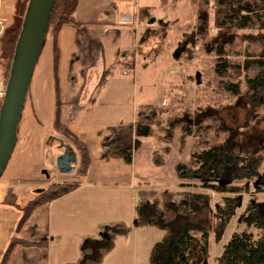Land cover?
<instances>
[{
	"label": "trees",
	"instance_id": "trees-1",
	"mask_svg": "<svg viewBox=\"0 0 264 264\" xmlns=\"http://www.w3.org/2000/svg\"><path fill=\"white\" fill-rule=\"evenodd\" d=\"M181 0H159L158 8L165 11H175ZM195 9L197 20L200 24H206L207 8H212L213 24L219 31H235L246 27L264 30V0H189ZM28 0H15L10 22L4 27L0 37V72L7 80L10 64L13 57L14 46L21 28L22 20ZM78 0H55L47 37H51V55L54 75L55 113L52 122L53 134L58 144L61 142L68 145L76 154L77 163L71 173L70 180H62L53 183L37 192L35 198L21 208L22 216L18 226L21 227L31 213L41 205L48 204L56 199L73 192L83 183L89 167V155L86 146L80 142L59 120V89L56 77L58 64V48L56 37L63 25L80 26L74 18V12ZM152 6H141L137 12V21H142L152 11ZM164 11V12H165ZM204 14V15H202ZM257 38V37H256ZM262 45L261 59H256L255 65L258 73L252 77H246L245 83L249 91L243 98L236 99L233 105L223 108L217 106H196L193 110H182L179 118L182 128L178 138V150H182L185 140L193 134V130H200L206 121H222V114H227L231 127L225 131L229 134L226 148L213 146L199 152H191L188 162L177 163L173 171L178 180V193L180 200L174 202L175 194L170 191H162L159 195L155 191H139L138 207L146 204L150 207L147 215L138 214L135 220L136 227H156L163 232L162 239L155 243L150 251L149 264H208L209 243L211 237V222L215 216L222 226L229 224L232 212L228 208L232 205L231 199H224L225 205L218 207L213 214L207 206L205 196L189 193L183 190L191 185V182H201L202 186L212 190H220L230 194L247 191L244 185L230 187L229 182L237 180L238 176L232 172L237 169H250L245 174L247 178L258 176V170L262 166L261 149L262 134H254L253 125L247 120L242 128L248 133L239 132L241 128L235 121V116L240 111L246 110V103L260 102L262 97L259 93L264 91V38H258ZM224 42H228L224 41ZM217 63L214 71L221 77L227 70L226 62L221 61L224 55L223 48L216 47ZM134 54L121 57L116 66L121 70H127L133 74ZM127 73V74H128ZM126 74V71H125ZM225 90L234 96L238 85L225 83ZM28 95V94H27ZM257 99V100H256ZM1 103V102H0ZM248 109V108H247ZM168 112L166 106H152L138 104L135 107L134 122L127 125H117L112 134L105 139L102 147L107 158L120 160L130 165L133 156L142 145V139L153 135L154 131L161 133L160 139L169 143L172 139V127L166 125L163 115ZM239 127V128H238ZM253 133L250 134V131ZM55 137L53 139H56ZM169 147H163L161 151L151 154L153 168L163 167L164 155L169 153ZM247 155H242L243 153ZM229 179H225V177ZM229 181L227 184L224 181ZM224 183V184H223ZM183 190V191H182ZM257 193V192H256ZM158 196V197H157ZM238 224L245 226L241 232H234L228 242L223 246L221 259L217 264H264V206L249 205L238 218ZM128 227L123 222L105 224L100 227L99 236L85 242L80 248V259L74 264H102L103 259L114 248L117 237L127 236ZM15 246H36L13 238L6 249L0 264H7L9 255ZM38 246L44 247L45 242Z\"/></svg>",
	"mask_w": 264,
	"mask_h": 264
},
{
	"label": "crops",
	"instance_id": "crops-1",
	"mask_svg": "<svg viewBox=\"0 0 264 264\" xmlns=\"http://www.w3.org/2000/svg\"><path fill=\"white\" fill-rule=\"evenodd\" d=\"M141 6L139 0H78L74 18L80 26L63 25L59 29L56 37L59 120L86 146L90 161L87 176L79 188L39 206L21 227L18 226L21 208L32 201L39 190L63 180L58 177L56 167L47 172L48 177L43 173L38 175L40 164L36 162L44 141L43 136L40 137L39 116L44 117L40 93L46 84L52 83L53 89L55 87L51 55V63L45 71L46 82L43 81L45 74H38L44 86L35 91V97L29 92L30 101L19 122L14 152L0 178V261L16 238L36 246H15L7 264H74L81 257V246L96 239L102 225L116 223L112 217L117 210L130 212L126 211V193L138 195L139 191L157 188L160 193L177 189L175 173L171 181L174 189L163 184L165 179L159 180L151 174L156 170L151 154L158 150L151 149L144 160L139 159L144 145L155 133L141 140L142 145L130 165L107 158L102 147L117 125L134 122L138 104H150L147 100L140 102L135 83L131 88L129 83L114 80L116 77L111 72L121 57L131 53L130 48L137 39L135 28ZM52 112L54 115L55 95ZM47 155L49 163L59 156L50 152ZM158 181L162 184L156 187ZM146 215L147 211L143 216ZM120 238L115 239L114 248L105 260L117 245L123 244ZM43 242L44 247L38 246Z\"/></svg>",
	"mask_w": 264,
	"mask_h": 264
},
{
	"label": "rangeland",
	"instance_id": "rangeland-1",
	"mask_svg": "<svg viewBox=\"0 0 264 264\" xmlns=\"http://www.w3.org/2000/svg\"><path fill=\"white\" fill-rule=\"evenodd\" d=\"M158 1L139 0L140 5L152 6L153 9L146 18L136 24L137 39L133 48H130L131 53L134 54L132 63L135 74H130L127 70H125V74V71H121L117 66L111 72L113 71L112 73L116 77L114 80L129 83L131 88L134 87V83L137 85V90L136 88L135 90L141 99L140 102L147 100L150 104H155L158 107H168V112L162 117L166 125L168 124L172 127V139L169 143L163 142L160 139L161 133L155 130L156 136L151 137L144 145L139 159L141 161L144 160L151 149L160 152L161 148L169 147V153L164 155L165 163L163 167L156 169L151 174L159 180L165 179L163 184L174 189L175 186L171 185V181L175 177L173 165L177 163L186 164L190 153L193 151L199 152L216 145L226 148L229 134L225 129L228 127L233 129L227 114H222V121L213 122L209 120L206 121L204 127L200 130H193V134L186 138L183 149L179 151L178 138L182 123L178 117L181 116L183 109L189 111L196 106H217L220 109L227 105H233L236 99L243 98L249 91L245 78H252L259 72L255 61L256 59H261L262 45L258 38H264V30L246 27L233 32L219 31L213 24V11L210 7L207 8L205 13L206 24L203 25L200 24L201 20H197V14L189 0H181L174 12L158 8ZM14 2L15 0H0L2 29L10 22ZM227 40V43L224 42ZM220 46L224 51L221 61L226 62L227 65V70L221 77L214 71L217 63L215 49ZM50 63L51 37H47L35 68L34 74L36 76L32 77L30 83L25 106L30 101L29 92L31 97H35V91L44 86L41 84L42 80L38 74L44 75ZM121 72H124L123 74L125 75ZM1 77L5 79L0 72ZM45 77L46 74L43 79L44 82H46ZM109 78L110 75L106 78L105 86L109 83ZM225 83L238 85L234 96L225 90ZM53 93L52 83L46 84L40 93L43 102L42 108H44V117L41 118L39 116L41 125L40 137L42 138L43 136L42 139L44 141L39 154L36 156V162L40 164L39 167L36 165L38 175L42 174L43 171L52 172L53 167H55L56 158L50 159L51 164L48 162L49 155L47 154L49 152L50 154L53 153V155L62 153L56 138L58 136L53 134L52 130L54 119V115H52ZM259 96L263 99L262 103L258 101L246 103L248 109L238 112L235 116L237 125L241 127L239 132L244 133L245 137L249 136L245 134L248 131L242 127L247 120H250L251 126L253 125L254 134L259 132L264 137V91L260 92ZM251 133H253L252 130L250 131ZM54 137L56 139H53ZM262 143V145H259L262 151V166L258 170V176L247 178L246 180L244 178L245 174L250 173V169L233 167L230 170L238 176V179L229 182L227 181L229 177H225L227 179L224 181L225 184L229 182L227 185H230V187L244 185L247 191L230 194L220 190L205 188L198 181L191 182L192 186L183 189L189 193L204 195L206 204L213 214L218 207L225 205L224 199L232 200V205L228 209L233 212L228 225L224 227L215 216L212 218L208 254L209 263L216 262L215 264H217V261L221 259L222 248L228 242L232 233L244 230L245 226L238 224V218L241 213L249 205L264 206V192L255 191L253 188V184L258 177L264 182V138ZM242 155H247V153L244 152ZM169 175H172V177L168 178ZM58 177L63 180H70L71 174H58ZM53 183L48 184L46 187ZM161 184L158 181L156 187ZM176 188V190L172 191L175 194L174 202L180 200L178 193L181 191L178 186ZM158 189L155 191L160 193V189ZM136 197H138L136 193H126V211L130 212L124 213L117 210L115 212L116 215L112 217L115 222L121 221L125 223L129 233L127 236L120 238L123 244L117 245L116 249L106 260L105 256L102 264H149L152 246L162 239V231L156 227L139 228L135 226L137 215H144L150 209L146 204L138 207Z\"/></svg>",
	"mask_w": 264,
	"mask_h": 264
},
{
	"label": "water",
	"instance_id": "water-1",
	"mask_svg": "<svg viewBox=\"0 0 264 264\" xmlns=\"http://www.w3.org/2000/svg\"><path fill=\"white\" fill-rule=\"evenodd\" d=\"M55 0H28L14 52L4 96L0 103V178L14 152L19 122L25 106L30 83L45 44ZM62 153L55 160L58 173L70 175L77 163L76 154L68 145L59 143ZM43 174L48 177L47 172ZM255 191L264 192L260 177L253 184ZM41 191V190H39ZM38 191V192H39ZM203 264H207L204 262Z\"/></svg>",
	"mask_w": 264,
	"mask_h": 264
},
{
	"label": "built area",
	"instance_id": "built-area-1",
	"mask_svg": "<svg viewBox=\"0 0 264 264\" xmlns=\"http://www.w3.org/2000/svg\"><path fill=\"white\" fill-rule=\"evenodd\" d=\"M3 32V29H2V23L0 22V35L1 33ZM5 79L3 77L0 78V102L4 96V92H5Z\"/></svg>",
	"mask_w": 264,
	"mask_h": 264
}]
</instances>
